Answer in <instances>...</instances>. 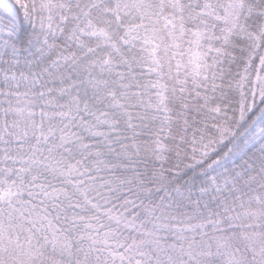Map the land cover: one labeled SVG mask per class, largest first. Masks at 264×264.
Masks as SVG:
<instances>
[{
  "label": "snow or ice",
  "instance_id": "1",
  "mask_svg": "<svg viewBox=\"0 0 264 264\" xmlns=\"http://www.w3.org/2000/svg\"><path fill=\"white\" fill-rule=\"evenodd\" d=\"M0 264H264V0H0Z\"/></svg>",
  "mask_w": 264,
  "mask_h": 264
}]
</instances>
